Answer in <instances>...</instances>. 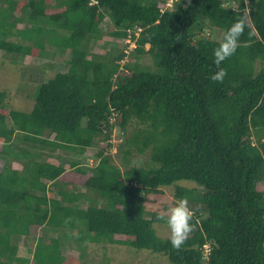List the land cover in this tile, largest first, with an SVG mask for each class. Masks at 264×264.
Instances as JSON below:
<instances>
[{
  "label": "trees",
  "instance_id": "1",
  "mask_svg": "<svg viewBox=\"0 0 264 264\" xmlns=\"http://www.w3.org/2000/svg\"><path fill=\"white\" fill-rule=\"evenodd\" d=\"M241 20L214 81L213 50ZM207 26L221 38L206 37ZM53 48L70 52L67 69L35 87L29 111L0 91V264H64L57 239L13 241L43 226L76 229L82 250L104 243L169 264H264V0H0L1 52L47 59ZM116 129L125 139L110 155ZM92 148L97 162L85 169ZM68 170L85 176L89 196L53 195L73 185ZM171 185L193 214L179 249L153 229L168 216L145 210Z\"/></svg>",
  "mask_w": 264,
  "mask_h": 264
},
{
  "label": "rangeland",
  "instance_id": "2",
  "mask_svg": "<svg viewBox=\"0 0 264 264\" xmlns=\"http://www.w3.org/2000/svg\"><path fill=\"white\" fill-rule=\"evenodd\" d=\"M19 16V13H16ZM110 24L109 18L106 17L102 22V29H105ZM26 26L23 22L17 24V29H23ZM223 33L221 31L212 30L208 26L205 27V36L215 39H220ZM16 40V38H12ZM108 39L98 41L96 44L99 47L101 43L103 44ZM115 45L117 46L120 40H115ZM121 45V44H120ZM96 46V45H94ZM108 51L114 49V46L105 45ZM115 46V51L118 47ZM91 46L90 48H92ZM112 47V48H111ZM95 49V48H93ZM92 49V50H93ZM96 51V50H95ZM56 54L55 58L52 59V54ZM114 53V52H113ZM70 52L67 51L63 54H59L57 48H53L46 58L47 59H37L30 56L27 57H15L5 55L0 51V91L6 92L7 99L6 104L10 108H14L18 111H29L34 105V100L32 98L33 91L39 84L45 81V79L50 78L56 72H64L67 69L66 60L68 59ZM10 60H15L16 63L10 62ZM140 64L149 65L150 61L148 57L140 60ZM19 85L21 90H19ZM17 88L18 92L15 91ZM125 139V135L118 129L114 130L111 142L113 147L110 150V155H114L116 151V146ZM61 156L69 155L74 160L78 161L77 156L74 154H67L59 151L57 152ZM96 149L92 148L88 150L87 159L84 161L85 169H91L95 166L96 160L94 154ZM145 158H138L136 160L137 164H140ZM142 164V163H141ZM3 165V161L0 160V168ZM64 177L66 180L72 181L73 185L65 186L58 184L55 187L53 195H56L60 190H68L73 193H86L89 196L91 193L82 187L85 176L78 175L74 171L68 170ZM185 187L191 188L195 185L191 182L180 183ZM172 187V188H171ZM174 185L162 188V193L159 195H149L145 203V210L147 212H158L161 215L168 216L169 210L174 207L177 202L173 198ZM95 198V196L93 195ZM97 199V198H96ZM80 206L88 205L86 202H79ZM153 229L157 236L161 238H170V229L166 223H155L153 224ZM78 233L76 229H71L67 231L66 229H61L55 231L51 227L43 226L41 228H35L32 230L28 237H18L14 238L16 244L19 247L33 248L38 237H43V244L51 243L54 239L59 242L60 250L62 255L65 257L64 264H169L167 259L163 256L152 255L147 251H137L134 249H127L125 247L123 250H119L118 247H113L109 244L98 243L90 244L86 243L84 250L81 249V244L83 242L77 239ZM82 234V236H84ZM83 252H82V251ZM22 255V253H21ZM26 257L27 253L24 252Z\"/></svg>",
  "mask_w": 264,
  "mask_h": 264
},
{
  "label": "clouds",
  "instance_id": "3",
  "mask_svg": "<svg viewBox=\"0 0 264 264\" xmlns=\"http://www.w3.org/2000/svg\"><path fill=\"white\" fill-rule=\"evenodd\" d=\"M243 21L233 23L225 32L223 41L213 50V63L218 67V71L211 75L210 79L222 81L226 75L219 65L236 51L239 37L244 31ZM129 42V41H127ZM192 211L188 207L187 199L178 200L174 207L169 210L167 224L170 229V243L174 248L179 249L186 241L192 230ZM204 256L209 253L208 245H204Z\"/></svg>",
  "mask_w": 264,
  "mask_h": 264
}]
</instances>
